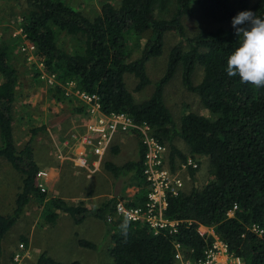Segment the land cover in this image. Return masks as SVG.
<instances>
[{"label":"trees","instance_id":"16d2710c","mask_svg":"<svg viewBox=\"0 0 264 264\" xmlns=\"http://www.w3.org/2000/svg\"><path fill=\"white\" fill-rule=\"evenodd\" d=\"M170 1H174L175 11L169 17H157L156 7L166 9ZM249 3L250 0H121L117 6L105 3L100 14L88 19L67 6L64 0H25L27 13L22 18V33L35 45L49 72L60 69L61 81L73 79L81 90L97 93L105 113H126L137 123L150 124L155 137L169 151L170 169L177 167V158L183 161L186 158L175 145L174 137L185 142L194 161L197 160L194 155L209 159V179L200 190L192 188L168 196L164 216L178 220L175 234L165 229L154 234L145 223L129 221L127 231H122L125 220L119 216L115 222L108 220L109 215L115 214L114 198L95 209L94 216L106 223V234L112 232L110 264H179L174 257V239L182 245L185 258L197 260L214 239L212 234L199 230L201 225L212 228L243 264H264V88L242 83L238 76L229 77L225 70L228 56L239 43L232 26L233 17L245 10L264 15V0ZM192 5L202 16L231 25L202 29L186 37L182 18L193 13ZM56 27L82 37L83 51L61 50L55 42ZM169 31L178 32L181 41L169 51L166 68L154 82L151 96L137 103L127 88L125 75L132 74L137 79L134 91H141L152 83L146 73V63L163 53L164 37ZM142 37L145 42L141 54L132 59L129 40ZM182 40L187 42V48L181 46ZM178 67L183 86L197 93L213 119L188 112L177 125L165 104L163 89ZM197 67L203 69V75L194 84L192 76ZM0 76L3 79L0 83V157L23 174L15 207L9 214L0 213L1 251L2 238L22 213L30 195L44 198L47 193L36 186L35 176L40 166L32 159L30 148L17 150L15 146L12 107L18 80L9 59V47L1 42ZM77 111L84 113L85 108L79 106ZM144 152L145 147L139 140L137 160L120 166L105 161L104 168L116 178L135 169L142 181ZM23 156L29 160L25 166L20 164ZM188 167L193 175L196 170ZM142 202L143 198L133 203ZM48 205L54 209L45 213L51 222L57 217L56 209L69 213L76 221L80 220L76 216L87 210L81 205H69L59 197H51ZM20 241L27 245L26 239ZM79 243L97 247L85 239ZM37 264L61 263L41 256Z\"/></svg>","mask_w":264,"mask_h":264},{"label":"rangeland","instance_id":"374dc122","mask_svg":"<svg viewBox=\"0 0 264 264\" xmlns=\"http://www.w3.org/2000/svg\"><path fill=\"white\" fill-rule=\"evenodd\" d=\"M120 1L64 0V3L88 19H93L100 14L101 7L105 3L117 6ZM255 2L256 0H250L249 4L253 5ZM191 8L193 13L182 18L186 37H192L202 29L213 30L219 26L229 27L231 25V23H217L202 16L194 5ZM175 9L174 1H170L166 9L156 7L155 15L169 17ZM26 13L25 0H0V42L9 47V59L18 80L12 107V132L17 150L29 147L31 157L40 169H45L49 175H52V183L49 185L50 193L48 194V187L44 198L30 195L29 201L23 207L24 212L22 211L4 235L1 242L0 264H8L9 251L14 249L17 242L21 240L20 238H23L20 236L28 237L29 234V241L33 248H39L49 258L61 264H71L73 261L81 264H110L112 263L109 253L113 245L112 232L107 235L106 223L95 216L93 219L95 209L112 198L121 199L132 205L133 202L142 198L145 189L135 169L116 178L104 168V162L109 161L120 166L137 160V149L141 136L134 131L114 134L108 141L105 152L99 157L96 170L93 172L87 173L73 166L72 146L78 142L85 131L86 117L84 113L77 111L79 106H82L79 100L72 95H65L64 89H70L66 82H72V86L75 87H80V84L73 79L60 82L63 73L55 68L53 69L55 71H52L57 77L54 84L50 83L47 78H42L49 71L45 68L35 45L25 37L21 29L22 18ZM56 29L55 42L61 50L68 53L83 51L84 39L82 37L69 34L57 27ZM180 41L181 37L176 31H169L165 34L163 53L146 63V73L152 83L141 91H134L137 79L132 74L125 75L127 88L133 94L135 102L140 103L151 96L154 91V82L164 73L169 51ZM144 42L145 37L140 40L136 38L129 40L128 47L132 50V59L141 54ZM181 46L187 48L188 44L182 40ZM179 68L163 89L165 104L171 111L175 122L179 125L181 116L188 112L213 119L214 116L202 106L197 93L188 91L183 86ZM202 75L203 69L197 67L192 76L193 83H198ZM2 81L0 76V83ZM173 139L175 145L186 156H191L188 146L180 137ZM115 148H117L116 151ZM194 156L199 166L194 168L196 171L193 175L188 173L187 168L178 170L185 178L184 190L187 191L192 188L200 190L209 179L208 157ZM22 158L23 161L20 162L22 166L29 163L26 157ZM182 169L185 170L181 171ZM22 178L21 172L15 170L7 160L0 157L1 214H9L15 207V200L22 186ZM51 197H59L72 206H84L87 210L76 216L80 219L79 221L74 220L66 212L58 222L56 218L51 222L46 219L45 214L49 210H54L50 205L46 206ZM117 219L119 218L115 214L110 217L112 222ZM211 229L203 226L201 232L212 234ZM80 239L91 240L97 244V247L82 246L79 243ZM26 264H35V260L31 258L26 261Z\"/></svg>","mask_w":264,"mask_h":264},{"label":"built area","instance_id":"2783aa9c","mask_svg":"<svg viewBox=\"0 0 264 264\" xmlns=\"http://www.w3.org/2000/svg\"><path fill=\"white\" fill-rule=\"evenodd\" d=\"M42 78H47L50 83L54 84L57 77L54 72H48ZM66 85L70 86V89L65 88L64 94L77 97L85 108L87 117L83 135L72 146L71 160L73 166L77 170L82 169L87 173L95 171L98 158L105 152L107 143L114 134L136 132L141 136V142L145 147L142 166V183L145 189L142 196L143 202L130 205L121 199H117L114 201V213L125 221L145 223L154 234L162 229L167 230L170 234L177 233L178 220L165 218L164 210L169 195H176L179 191H184L185 180L177 167L173 170L169 168L166 145L158 141L150 124L146 122L137 123L126 113L102 112L99 96L96 93L79 89L73 90L72 82H66ZM182 166L183 168L186 166L197 168L198 162L190 157ZM48 175L49 173L45 169H39L36 172V186L43 192L47 189L45 181ZM110 217L111 215L108 216V220ZM212 235L214 239L211 246L204 249L202 256L197 260L185 258L182 245L174 239L175 260L179 264H243L240 257L230 252L227 245L213 232ZM27 257L26 244L19 241L8 264H26Z\"/></svg>","mask_w":264,"mask_h":264},{"label":"clouds","instance_id":"9594fccd","mask_svg":"<svg viewBox=\"0 0 264 264\" xmlns=\"http://www.w3.org/2000/svg\"><path fill=\"white\" fill-rule=\"evenodd\" d=\"M232 26L239 43L227 58L225 69L227 75L229 77L238 76L242 83H250L257 89L264 88V15L257 16L249 10L241 11L233 17ZM76 89L81 90L80 87L74 86L73 90ZM79 103L82 104L80 100ZM127 228L128 224L125 221L121 224V229L127 231Z\"/></svg>","mask_w":264,"mask_h":264},{"label":"crops","instance_id":"0c3cea01","mask_svg":"<svg viewBox=\"0 0 264 264\" xmlns=\"http://www.w3.org/2000/svg\"><path fill=\"white\" fill-rule=\"evenodd\" d=\"M168 153H169V151L167 150V156H168ZM188 158H190V156H186V158H185V160L183 161L181 158H177L176 159V163H178L177 164V168L180 170L181 168H183V164L184 163H186V160L188 159ZM99 159V158H98ZM181 159V160H180ZM167 163H168V158H167ZM185 168H187V170H188V173L190 172V170H191V168H189L188 166H186ZM185 169H182L181 171H184ZM51 176L52 175H49V177L46 179V181H45V183H46V186H47V188H48V194L50 193L49 191V189H50V184L52 183V178H51ZM185 179V178H184ZM184 188H185V183H184ZM23 210H24V208H23ZM24 212V211H23ZM56 212H57V217H56V221L58 222V220H59V218L62 216V215H64V213H66L65 211H63V210H60V209H56ZM83 212H81L80 214H82ZM5 215V214H4ZM70 215V214H69ZM71 216V215H70ZM72 217V216H71ZM93 219H94V215H93ZM203 227V225H201V226H199V230L200 231H202L201 230V228ZM206 228H209V227H206ZM210 231V230H209ZM213 230L211 229V232H212ZM7 233V232H6ZM20 237H23L24 239H26L27 240V245H26V247H27V249H28V257L26 258V260H25V263H26V261L27 260H31V258L33 259V260H35V264L37 263V261H38V259L41 257V256H46V257H48L49 258V256L48 255H45V253L42 251H40V249L39 248H33V246H31V244H30V241H29V237H30V234H29V236L27 237L26 235L25 236H20ZM3 239V238H2ZM20 239H22V238H20ZM90 242H93V241H91V240H89ZM94 243V242H93ZM1 247H2V244H1ZM16 248V245L14 246V249ZM13 249V250H14ZM13 250H11V251H9V253H10V256H11V254H12V252H13ZM8 262V261H7ZM7 262H5V263H7Z\"/></svg>","mask_w":264,"mask_h":264}]
</instances>
